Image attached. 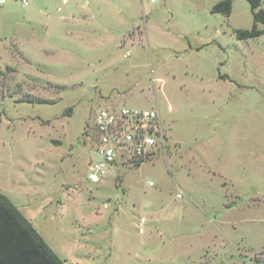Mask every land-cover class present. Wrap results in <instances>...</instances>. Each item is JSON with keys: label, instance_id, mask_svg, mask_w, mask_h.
<instances>
[{"label": "rangeland", "instance_id": "374dc122", "mask_svg": "<svg viewBox=\"0 0 264 264\" xmlns=\"http://www.w3.org/2000/svg\"><path fill=\"white\" fill-rule=\"evenodd\" d=\"M216 1L0 2V191L66 264H264V33ZM121 104L166 142L90 182Z\"/></svg>", "mask_w": 264, "mask_h": 264}, {"label": "built area", "instance_id": "2783aa9c", "mask_svg": "<svg viewBox=\"0 0 264 264\" xmlns=\"http://www.w3.org/2000/svg\"><path fill=\"white\" fill-rule=\"evenodd\" d=\"M20 1L27 4V0ZM92 127L97 141L94 144L96 157L89 162L86 172L90 182L101 180L120 160L129 164H136L137 160L142 162L166 142L160 115L153 107L101 105L92 117ZM143 220L140 218V222ZM138 231L141 232L142 228L139 227Z\"/></svg>", "mask_w": 264, "mask_h": 264}, {"label": "trees", "instance_id": "16d2710c", "mask_svg": "<svg viewBox=\"0 0 264 264\" xmlns=\"http://www.w3.org/2000/svg\"><path fill=\"white\" fill-rule=\"evenodd\" d=\"M252 22L248 29L236 28L237 38L255 37L264 33L257 23L264 24L261 0H247ZM231 0H218L210 8L212 12L228 15ZM223 78H227L226 75ZM137 160L136 164H140ZM0 264H66L47 244L44 238L16 207L10 198L0 191Z\"/></svg>", "mask_w": 264, "mask_h": 264}, {"label": "crops", "instance_id": "0c3cea01", "mask_svg": "<svg viewBox=\"0 0 264 264\" xmlns=\"http://www.w3.org/2000/svg\"><path fill=\"white\" fill-rule=\"evenodd\" d=\"M133 107V106H132ZM65 260V262H66V259H64Z\"/></svg>", "mask_w": 264, "mask_h": 264}]
</instances>
